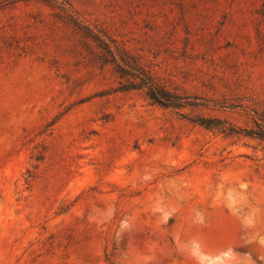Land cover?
<instances>
[{"label":"rangeland","instance_id":"1","mask_svg":"<svg viewBox=\"0 0 264 264\" xmlns=\"http://www.w3.org/2000/svg\"><path fill=\"white\" fill-rule=\"evenodd\" d=\"M263 129L264 0H0V264H264Z\"/></svg>","mask_w":264,"mask_h":264},{"label":"trees","instance_id":"2","mask_svg":"<svg viewBox=\"0 0 264 264\" xmlns=\"http://www.w3.org/2000/svg\"><path fill=\"white\" fill-rule=\"evenodd\" d=\"M90 35L99 48L97 60L100 64H112L122 75L132 78L128 81L126 90H144L145 96L152 103L163 107L180 108L184 106L183 97L166 88L155 73L146 69L140 63L139 58L124 45L109 37H102L92 29ZM256 137L264 140V129L257 133Z\"/></svg>","mask_w":264,"mask_h":264}]
</instances>
